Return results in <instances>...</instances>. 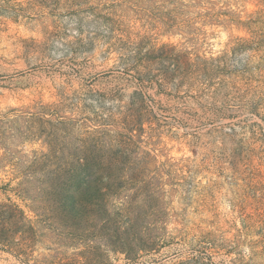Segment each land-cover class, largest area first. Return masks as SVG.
Returning a JSON list of instances; mask_svg holds the SVG:
<instances>
[{"label": "rangeland", "instance_id": "374dc122", "mask_svg": "<svg viewBox=\"0 0 264 264\" xmlns=\"http://www.w3.org/2000/svg\"><path fill=\"white\" fill-rule=\"evenodd\" d=\"M80 1L0 0V264H264L252 249L264 234V92L255 107L226 87L249 61L261 62L257 52H230L251 35L208 28L201 54L230 52L229 65L210 84L178 92L142 83L131 52L168 43L192 50L185 36L98 9L124 0H88L71 13L68 4ZM229 1L244 20L264 11L255 0ZM99 138L127 142L120 149L132 164L103 170L112 178L100 184L104 205L79 213L78 187L52 183L44 166ZM154 184L163 205L145 202ZM126 194L143 202L131 217ZM128 218L137 229L127 233ZM158 220L167 222L165 239ZM207 240L232 246L209 249Z\"/></svg>", "mask_w": 264, "mask_h": 264}, {"label": "trees", "instance_id": "16d2710c", "mask_svg": "<svg viewBox=\"0 0 264 264\" xmlns=\"http://www.w3.org/2000/svg\"><path fill=\"white\" fill-rule=\"evenodd\" d=\"M117 1L119 2V0ZM255 1L264 7V0ZM58 3L55 2L54 5L59 6ZM123 3L120 5V3L114 2L110 7L100 4L98 9L101 7L102 13L105 11V14L116 21L124 18L125 13H133L137 17L136 19L145 21L157 30H166L171 35L180 34L185 36L188 45L191 44L193 48L189 50L188 47L168 43L163 44L161 49H158L156 45L153 46L148 54H144L141 49L132 50L131 55L133 56L131 57L136 59L132 67L137 76L141 78L142 83H157L161 87L170 85L178 92L184 88L193 91L199 82L204 85L210 84V79L215 78L217 70L222 73L221 71L228 67V54L250 52L251 58H253L252 53L257 52L261 62L252 65L249 61L245 68L239 70L240 74L235 78L231 76L228 78L230 82L226 83V87H230V95H232L235 102L246 101L248 105L249 101V103H255V107L261 105L263 100L259 95L264 92V11H259L255 17L251 16L244 20L243 16L233 9L229 0H124ZM85 5H88V0L68 4V7L74 11L71 13H82L86 11ZM232 26L245 28L251 38H237V47L231 49V53L227 52L217 58H208L205 54H201V48L209 35L208 28H228ZM143 54L145 58H148L149 54H153L155 59L144 61L142 58H138ZM163 63L168 64L169 67L165 70L156 68V64ZM247 98L249 99L246 100ZM125 144L127 142L121 141L119 143L121 147H119L109 140L99 138L91 145V148L82 151L79 155H71L68 158L67 156H54V161L49 163L48 160L44 170L50 175L49 180L52 183L78 187V212L85 210V214H88V208H93L92 212H94L97 211L98 207L104 205L102 203L105 202V196L102 195L100 184L104 183L105 178L108 179L107 181L112 179L110 173L102 175L100 173L105 169L119 165L132 164L130 155L120 149ZM106 148H108V151L109 149L113 151V153L108 155ZM125 179L139 182L136 176H129L128 173ZM118 181L120 182L121 179ZM125 181L123 179L120 186L123 187L122 184ZM143 189L145 188L143 187L141 190ZM136 190L137 192L140 191L138 188ZM142 193L145 195V202L149 199L159 204L162 203L161 196L163 192L159 190V185H148L145 192ZM137 204H143L142 201L140 202L138 194L125 195L122 210H125L128 214L127 217L132 216L131 210ZM159 207L156 209H163V206L159 205ZM156 223V230H160L162 232L160 235L164 236L165 239L168 230L166 220H158ZM126 224L127 233L137 229L136 224L129 218ZM144 229L146 227H142V230ZM262 238V241L253 243L252 249L254 256L261 257L264 263V234H262ZM237 242L238 247L241 243ZM143 243L145 250L148 251L149 244L144 241ZM203 244L209 249L218 248L220 250L232 246L231 244L218 245L212 240L204 241Z\"/></svg>", "mask_w": 264, "mask_h": 264}]
</instances>
